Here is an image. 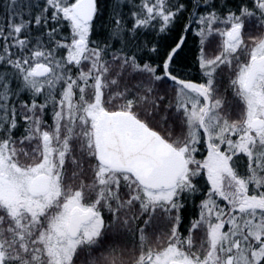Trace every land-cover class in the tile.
I'll return each mask as SVG.
<instances>
[{
    "label": "snow or ice",
    "instance_id": "1",
    "mask_svg": "<svg viewBox=\"0 0 264 264\" xmlns=\"http://www.w3.org/2000/svg\"><path fill=\"white\" fill-rule=\"evenodd\" d=\"M0 264H264V0H0Z\"/></svg>",
    "mask_w": 264,
    "mask_h": 264
}]
</instances>
